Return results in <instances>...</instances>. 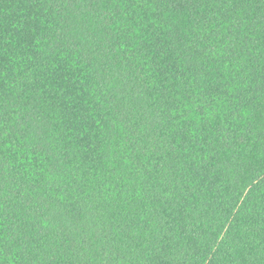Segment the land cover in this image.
<instances>
[{"label": "trees", "instance_id": "obj_1", "mask_svg": "<svg viewBox=\"0 0 264 264\" xmlns=\"http://www.w3.org/2000/svg\"><path fill=\"white\" fill-rule=\"evenodd\" d=\"M0 264H264V0H0Z\"/></svg>", "mask_w": 264, "mask_h": 264}]
</instances>
